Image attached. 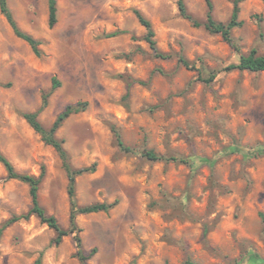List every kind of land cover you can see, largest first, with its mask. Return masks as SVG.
<instances>
[{
	"label": "rangeland",
	"instance_id": "374dc122",
	"mask_svg": "<svg viewBox=\"0 0 264 264\" xmlns=\"http://www.w3.org/2000/svg\"><path fill=\"white\" fill-rule=\"evenodd\" d=\"M182 1L205 22V0ZM234 1L210 0L213 19L226 23ZM238 1L236 51L183 19L178 0H57L52 28L47 0H6L41 56L0 12V151L17 173H44L39 204L67 229L62 162L22 114L49 94L38 115L48 128L68 105L84 104L56 133L73 168L96 165L77 177L75 202L116 201L107 213L76 217L85 254L95 250L87 264H264V72H222L252 49L264 57V3ZM208 72L213 83L197 80ZM113 130L133 153L119 149ZM147 150L185 163L148 161ZM30 207L29 187L0 164V228ZM54 238L37 217L20 220L0 235V264H80L74 234L59 245Z\"/></svg>",
	"mask_w": 264,
	"mask_h": 264
},
{
	"label": "trees",
	"instance_id": "16d2710c",
	"mask_svg": "<svg viewBox=\"0 0 264 264\" xmlns=\"http://www.w3.org/2000/svg\"><path fill=\"white\" fill-rule=\"evenodd\" d=\"M207 6V15L205 22L201 23L195 20L186 10V7L182 0H178V10L180 16L189 21L190 24L195 27H203L207 32L214 35H219L223 39V41L237 51L233 43V39L231 37L232 30L239 28L242 26V21L239 20V7L238 0H235L233 3V9L230 16V19L226 23L217 22L213 19L212 5L210 0H205ZM264 3V0H262ZM48 3V20L47 24L49 28H52L57 23V0H47ZM0 12L6 19L10 28L12 29L14 35L23 40L28 44L31 51L36 57L41 56V50L39 48L40 42L33 38L31 35L21 31L14 21L10 10L7 7L6 0H0ZM135 16L141 26H143L146 30L145 41L151 48V50L155 53V56L158 58H165V56L158 52L156 47V42L154 40V31L151 27V24L148 20H146L138 11H135ZM178 62L181 66L191 69V66L183 57H179ZM231 71H247L252 73L264 72V57L259 56L254 49L250 50L247 54L240 55L236 63H231L225 66L222 69V72H231ZM216 79V74L212 72H208L206 77L197 76V80L201 83L209 85L214 82ZM58 83L54 81V86H57ZM53 86V89H54ZM49 94H46L43 97L41 107L38 111L33 113H24L22 114L23 119L27 122V124L40 135L41 140L48 146L52 147L54 151L58 154L62 167L66 173L68 180L67 194L69 197V216L68 223L69 226L67 229H63L57 219L51 215H48L44 209L40 206L38 201V191L41 184V181L44 177V173L42 172L38 177H33L29 175L19 174L15 171L12 164L9 160L1 153L0 151V164L3 166L7 173V177L9 179L18 180L29 187V195L31 200V207L25 213L18 217H13L8 220L1 228L0 235L4 229L8 226L20 221H27L31 216L37 217L42 224H45L49 229H51L55 233V238L53 239L54 245H59L63 238L67 237L70 234H74V242L76 245V258L79 260L80 264H87L88 259L95 253V250H91L89 254H85L83 250L81 238L79 237V228L76 223V217L78 215H91L97 213H107L111 209L116 206V201L110 204L107 203H96L88 206H78L75 202V187H76V179L82 175L91 174L95 172L96 165L93 164L90 167L75 169L71 166L69 162V157L67 152L63 147V141L57 139L56 133L61 128L63 123L72 115L78 114L84 110V104L77 103L75 105H68L65 109L59 113L54 122L50 127H44L41 122L38 120L39 113L46 107L47 98ZM117 145L119 149L124 153H133L134 150L131 147L125 146L120 139L118 133L113 130ZM236 150L231 149L229 153H234ZM143 156L146 160L151 162H179L185 163L184 159L175 158V157H165L162 155H158L153 151L147 150L143 152ZM36 264H39L37 262Z\"/></svg>",
	"mask_w": 264,
	"mask_h": 264
}]
</instances>
